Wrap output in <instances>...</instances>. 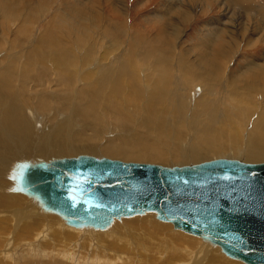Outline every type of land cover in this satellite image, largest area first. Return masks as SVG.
Here are the masks:
<instances>
[{
  "label": "bare ground",
  "instance_id": "1",
  "mask_svg": "<svg viewBox=\"0 0 264 264\" xmlns=\"http://www.w3.org/2000/svg\"><path fill=\"white\" fill-rule=\"evenodd\" d=\"M7 1H0L1 6L4 7V4L5 6L8 5ZM88 1L85 0L84 5L81 4L78 7L75 3H72L71 13L68 15L78 24L73 30L63 25L62 22L53 20L52 25H47L45 30L43 29L42 34L38 33L39 45L37 43V45H34V42H30L27 44L29 49H23L24 47L22 46L23 56H25L26 60L24 61V67L22 66L19 69L20 73L18 70L19 64H16V60H14V58L19 57V51L13 50V59L9 60V58L5 57L8 59V63L6 67L3 64L5 68H1L0 71V119L3 108H6V105L9 104L12 120L6 118L0 120V127L5 122H11L9 129L2 131L7 135L3 139L10 140L15 132L19 136L29 130L30 127L33 129L35 123L36 125L40 124V119L43 117L41 113L48 119L47 121H53L55 119L64 120L63 111H65V113H69L64 120L65 123L60 126H54L53 129L62 138L63 142L60 147L73 154L92 151V147H80V143L93 142L95 143L93 146L94 151H92L93 155H104L122 160L162 163L166 160L164 146L167 142H171L183 154V161L205 159L212 153L219 154L226 149H231V151L222 154L236 155L239 157L238 159L253 158L255 160H264V101L263 103L260 102V100H264V97H260L262 94L260 86L262 85L264 88V62L249 60L246 62V67L238 70L237 74L231 73L228 65L230 58L233 57L230 40L234 35L243 37L245 32L249 30L248 21L245 23L247 28L239 25L237 21L240 18L238 17L234 20L233 13V16L229 18L224 10L221 19L210 22V24L207 23L208 28L202 33L204 38L201 37L202 40L199 42L201 44L196 46L198 49L195 52L194 62L187 60L188 58L186 59L184 56L174 62V55L172 54L171 56L169 51L171 53L175 52L176 36L179 31L173 21L165 19L164 21H168L165 24L169 25H167L166 34L164 35L144 36L137 32H132L127 39L129 41L128 48L124 51H119L124 54V57L122 56L123 59L120 58L121 60L118 63L116 61L115 65L111 64V60L106 61L107 57L104 55L103 62L105 64L98 62L97 64L93 60L94 62L89 61V65H86L84 63L87 60H83V52L85 55L87 51L85 52L83 46L86 47L87 45L85 49L94 48L91 42L87 41L92 36V30L89 25L93 21L102 23L101 28H97L98 32L100 31V34L105 36H114L118 40V42L115 41L111 44L108 42L109 45H100L102 47L101 50H97L101 51L102 54H107L108 52V54H111V52L121 49L123 43H119V41H121L127 23L125 22L124 24L125 29H121L119 24H114L107 20L103 21L104 18L102 19L101 12L99 13L95 7H93L94 11L92 14L86 15L85 9L92 10ZM183 1L185 0H177L174 4L170 0L168 4H172V6L164 12L163 10L156 12L154 17L156 19H164L163 16L175 14L177 19H182L189 12L187 8L182 9L184 8L182 7ZM186 1V3L193 2V0ZM195 1L199 2L200 0ZM204 1L208 2V0ZM8 2H13L14 7H20L22 10H27L32 3L31 0H10ZM220 3L224 6L226 5L232 11L234 8L239 9L241 6L244 9L245 16H255L257 20L261 19V22L264 23V8L259 11V7L264 6L256 5V0H223ZM91 5L96 6L95 1ZM11 8L13 13L16 14L14 16H18L17 11L20 12V9ZM242 8L238 11L240 15L242 14ZM67 22L70 23L69 20ZM34 25L32 26L34 27ZM32 29L36 31L35 27ZM14 33L16 35V32ZM240 33L241 35H239ZM249 41L251 43L252 40L247 42ZM167 44L172 45L173 49H165L164 47ZM73 49L75 52H73ZM198 51L199 53H197ZM78 53L80 54V57H78L81 58V64L74 65L75 56L73 57V55H78ZM43 55L49 56V59H51L48 69H42L40 65L36 64L37 59L35 58ZM262 57L264 58V54ZM88 60L92 59L88 58ZM136 60L147 67H141ZM46 61L47 59H45ZM66 61H69L70 64H67ZM94 64L97 65L95 66ZM98 65L100 66L98 67ZM76 66L89 69L83 68L82 70L84 71L81 72V69L77 70ZM35 70L37 71L36 73L34 72ZM18 73L19 75H17ZM15 83H18L21 88L15 90L13 88ZM127 86L130 91H135L129 94L135 98H144L143 101L139 102L130 96L126 92L127 89L125 90ZM218 86L227 92L225 94L229 100L227 103L231 107H228L225 102L221 104L218 98H212V100L210 95H215L214 92L209 95L199 93L192 100L199 87H202V91H206L208 88H216ZM244 86H248L251 92L246 94ZM25 87L26 91L31 89V95L28 98L33 97L34 99L29 107H21L19 105L20 101L26 102V97L21 95ZM193 90L194 93L192 94ZM191 103L193 104L192 112L187 109V106H191ZM47 107L51 109L49 110ZM19 109H26L24 116L17 112ZM195 110L200 114L201 119L197 118L198 120L187 121V126L182 124L175 125L172 117L166 120L158 117V114L171 111H179L178 116L185 117L194 113ZM76 120L79 123H76ZM57 123L61 122L58 121ZM67 123L69 124L68 130L65 127ZM43 126L51 127V125L46 124L45 120ZM191 131L195 132L192 134ZM115 132H118L119 135H115ZM243 132H245L244 135ZM1 135L2 133L0 132ZM183 141L185 144L182 143ZM169 163L174 162L170 160ZM15 192L20 193L19 191ZM15 192L6 201H4L5 195L0 192L1 211L9 216L10 214L12 215L11 222L5 214L1 216L0 230L18 227L19 232L23 233L21 237L30 238L35 243V239L48 236V231L54 226L59 225L60 228L71 226L64 223L58 215L42 210L37 204L34 206L35 201L30 196L26 194L17 195ZM9 201H11V206L21 204L22 207L9 211L6 208L10 207ZM13 222H19V226L13 225ZM78 228L82 231L94 229L89 227ZM36 234L39 236L34 239ZM73 234L75 232L59 233L53 231L50 237L56 241H53L56 245L59 244L61 247L62 244L66 245L67 242H73ZM147 236L150 237L149 234ZM47 241H50V239ZM47 241L36 243L42 244L43 248L41 251L46 248L47 251L51 249V247H47V243H50ZM24 244L28 243L24 242ZM0 246L3 247L2 244ZM214 246L198 247L197 256L199 257L203 253L206 257L208 253V257L212 256L219 261L227 262V258L225 259L221 255L222 253L219 254L215 249H212ZM208 248H210L209 251ZM54 249L52 251L57 254L59 252L57 250H60V252L64 250V248L59 249L57 247ZM205 249H207L206 252ZM4 252H0V258L6 257L9 253L5 254ZM212 253H217L218 255L215 256ZM183 255L189 256V258L194 256L191 252H185Z\"/></svg>",
  "mask_w": 264,
  "mask_h": 264
},
{
  "label": "rangeland",
  "instance_id": "2",
  "mask_svg": "<svg viewBox=\"0 0 264 264\" xmlns=\"http://www.w3.org/2000/svg\"><path fill=\"white\" fill-rule=\"evenodd\" d=\"M0 1L5 2V0H0ZM8 1H7L8 5L5 6L4 4V7L1 6L0 4V26H1L0 27V71L1 68H5L8 63L7 62L8 59L6 58H9V60L13 59V52H14L13 50L19 51V57L14 58V60H16L15 63L19 64L20 68L18 67V70L21 69L22 66L24 67V61L26 60V58L25 56H23L22 46L24 47L23 49H29L27 44H29L30 42L31 43L34 42L33 43L34 45L36 43L39 45L37 36H39V34H42L43 29L45 30L47 25L51 26L53 20H55V22H62L63 25H66L70 30H73L74 27H77L78 24L74 22L69 17L68 14L71 13V7L73 5L72 3H75L77 7L78 5L81 4L84 5L85 3V0H51V1L31 0L32 2L30 4L31 7H29L27 10L24 9L22 10L20 7L17 6L14 7L12 4L13 2H8ZM92 1L93 2L95 1L96 6L91 5L93 3ZM169 1L170 0H89L88 1L89 6H91L90 9L92 10L85 9V11L87 12L86 15L92 14V12L94 11L93 7H95L96 10L99 11V13L101 12L103 16L102 19L104 18L103 21L107 20L111 23L119 24L121 25V29L124 28L125 22L127 23H126V29L124 28L125 32L124 34H122L123 36L121 38V41H119V43H123L121 49L116 52H111V54H108L109 53L108 52L107 53L109 55L108 56L106 53L102 54L101 51L99 52L97 50H101L102 48L101 46L103 44L109 45L108 42L111 44L114 43L115 41L118 42V40H116L114 36H110V35L105 36L100 34V31L98 32L97 28L100 29L102 23L100 24L98 22L96 23L93 21V23L89 25L90 29L92 30L91 33L92 36L88 38L89 40L87 41L91 42L94 48L85 49L87 48V45L86 47L83 46L85 52L87 51L85 55L83 52V60H87L86 63L84 64L89 65L90 63L89 61H93V60H95L96 63L98 62L100 64L101 63L103 64L104 63L103 55H104L107 57L105 59L106 61L111 60L110 61L111 64L115 65L116 61L118 63L119 60L123 59L122 56L124 57V54L123 53L121 54V52L119 51L121 50L124 51L125 49L128 48L129 41L127 39L132 32H137L144 36L146 35L153 36L158 34L164 35L166 34L165 29L167 28V25H169V24H165L166 22H168V21H164L165 19L166 20L169 19L170 21H173V23L177 26V29L179 31L176 36L175 52L171 53L169 51V54L171 56L172 54L174 55L173 57L174 62L178 61V59L181 56H184L186 57V59L188 58L187 60H191L194 62V58L196 57L195 52L198 49V47L196 46L198 44H201L199 42L202 40L201 39V37L203 36L202 33H204V30L208 28L207 23L210 24V22L221 19L224 10L227 13V17L229 18L233 16L232 13L234 14L233 17L234 20H236L239 17L240 19L237 21L239 22V25L245 26V23L247 21L249 23V25H247L249 30L247 29L248 31L245 32L243 37L234 35V37L230 40V46L233 53V57L230 58L228 65L230 67L231 73L237 74L238 70H241L244 67H246V62L249 60H256V61L260 60L261 62L262 61L264 62L263 60L264 58L262 57V55L264 54V23L261 22V19L257 20L255 16L251 17L250 15H246L247 16L246 17L244 13V9L241 6L239 7V9L242 8L243 10L241 9L242 14L240 15L238 13L239 11L238 8H234V10L232 11V9H228L226 5L224 6L222 3H220L223 0H219V1L208 0V2L204 0H200L199 2L193 0V2H189V3H186L187 1L185 0L182 2L183 4L182 7H184L182 9L184 10L187 8L188 9L187 11L189 12L182 19H177L175 17V14H169V16H163L164 19H158V18L156 19L154 17V14L156 12L162 10L164 12L170 6H172V4L171 5L168 4ZM176 1L177 0H172L171 3L175 4ZM256 5L264 6V0H256ZM11 7L15 8V10H17V8L20 9V12L17 11L18 16L16 17L14 16L16 14L13 13V9ZM262 8L264 7H259V11ZM60 16H64V17H60ZM67 20H69L70 23H68ZM32 25H34L36 31L32 29L34 28ZM247 26L245 27L247 28ZM13 31L16 32V35ZM10 32H12L13 34ZM239 35H241V33ZM248 40H252L251 43L250 41L247 42ZM31 48L33 49L32 46ZM164 48L170 49L172 48V45L167 44L165 45ZM73 52H75L74 49ZM197 53H199V51ZM79 55H80L79 53L78 55H73V57L75 56L74 65L81 64L80 61L81 58H79L80 57ZM86 55H88L89 57ZM44 57L45 59H47L46 62ZM88 58L92 60H88ZM35 59H37L36 64L40 65L42 69H48V65L50 64L49 62L51 60L49 59V56H44V55L39 57L37 56ZM137 60L139 59L137 58ZM124 61L123 63L125 64ZM66 63L70 64L69 61H66ZM3 64L5 65V67ZM97 64L94 65L96 66ZM137 64H139L141 67H145V64L143 65L140 64V61H138ZM99 66L100 65H98V67ZM83 68L84 67L80 66L78 68V66H76V69L77 70L81 69V72L84 71L82 70ZM84 69H89V68H84ZM34 72L36 73L37 71L35 70ZM19 73L17 75H19ZM17 77L20 78L19 76ZM260 87L262 90V94L260 95V97H264V88L262 87V85ZM13 88L15 90H18L21 87L18 83L17 84L15 83ZM244 88L246 89V94L251 92L248 86H244ZM125 90L128 94L130 92H135V91H130L128 86L125 87ZM211 92L215 93V95H210L211 99L218 98V101H221V104L225 102V104L228 107H231V105L227 103V101L229 102L227 95H225L227 92L223 91L220 86L216 88H208L206 91H202V87H199V90L196 92L192 100H194L199 93L200 94L204 93L206 95H209ZM193 93L194 90L192 91V94ZM21 95H24L23 97H26L25 98L26 102L20 101L19 105L21 107L31 106L32 101H34L33 97L28 98V96L31 95V89L30 91H26V87H25V90H23ZM129 95L132 96L131 94ZM133 98L137 99V101L139 102L143 101L144 99V98H135V97ZM263 101L264 100H260L261 103H263ZM47 108L49 110L51 109L50 107ZM26 109H37V108H26ZM26 109L25 110L19 109L17 112L21 116H24ZM187 109L188 110L190 109V111L192 112L193 104L191 103V106H187ZM38 111L40 110L38 109ZM2 112L3 113L1 114L0 120H3L4 118L12 120V114L9 104L6 105V108H3ZM63 112L65 118H67L69 113H65V111ZM178 113L179 111H171L167 113L158 114V117L163 120L172 117V119L175 121L174 123L175 125L182 124L184 126L185 125L187 126V121L201 119L200 114L196 110L194 111V113L188 114L185 117H179ZM41 115L43 116L42 117L43 120L39 118L41 120L40 124L36 125L35 123L33 129L30 127L29 130L25 131L22 135L19 136L17 132H15L13 138L10 140L3 139L7 137V135L2 131L5 129H9L11 122H5L0 127V132L2 133V135L0 136V192H2L6 197L4 201H6L7 198L12 197L13 193L15 192L14 189H11V185L13 181L10 177H8L11 166L15 160H21L24 158L29 160H37V159L46 160L49 157L74 155L72 152H69L60 147L63 142L62 138L53 129L54 126L63 125V123H65L64 122L65 118L64 120L55 119L53 121L51 120L47 121L48 119H46L44 114L41 113ZM44 120L46 121V124L51 125V127L43 126ZM56 120L57 122L59 121L61 123H57ZM75 122L79 123V121L77 120ZM65 127L68 130L69 124L67 123ZM194 132H192V134ZM244 133L245 132H243V135ZM114 134L119 135L118 132H115ZM102 136L104 137V135ZM182 143L185 144L184 141ZM94 144L95 143L93 142L80 143V147H92V151H94L93 149ZM178 150L179 149H177L175 145L171 144V142H167L164 146L166 160L162 163L155 161V163L170 165L169 163L170 160L174 162L171 164H182V163H191L198 161V160L183 161L182 160L183 154L180 153ZM92 151H89L88 153L93 154ZM230 151L231 149H226L224 151H221L219 154L212 153L207 158L218 157V156L235 157L236 155L233 156L229 154H222V153H229ZM235 158H239V157L236 156ZM240 160L254 161V162L261 161V160H255L253 158L252 159L240 158ZM15 194L24 195V193L22 192L20 193L15 192ZM36 204L37 203L35 202L34 206ZM9 206L10 207H6L8 208L7 210L9 211L10 210L14 211L17 208L19 209L22 207L21 204L11 206V201H9ZM1 210L2 208H0V218H2L1 216L5 214V216H7L9 221L11 222L12 215L10 214L9 216L8 214L3 213V211ZM5 216H3V218H5ZM161 222L162 225L164 224L163 226L161 225ZM166 222L167 221H162L155 218L154 213L148 211L136 215H131L129 217L123 216L120 217L119 219H115L111 222L109 226L105 227L104 229H93V230L82 231L78 227L70 226L67 228H60L58 225L52 227L48 231V236L46 237H43L41 239H35L39 235L38 234H36L35 236L33 235L36 241L35 243H33L30 240V238H26L25 236L21 237V234L23 233L19 232L20 230L18 227L17 228L11 227V229L8 230L1 229L0 244H2L3 247L0 246V252L5 251L4 252L5 254H7L8 252L9 253L6 256L7 258L4 256V258L8 260L6 261L4 258H0V263L3 264L6 263L7 264H60V263L61 264H154V263L155 264H245L239 259H233L230 258L228 255H225L223 252H221L218 245L212 244L209 241L202 239L198 235H194L182 231L180 229L174 228L170 222H167L168 224ZM12 224L19 226V222L17 223L13 222ZM53 231L59 233L75 232V234H73L74 237L72 238L74 239L73 242L75 245L73 244V242L71 243L67 242L66 245L62 244L61 247L59 244L56 245L54 243L56 241H54V239L50 237V235L52 236ZM146 234L147 235L149 234L150 237L147 236ZM49 239L50 241H47ZM43 241L50 242V243L46 242L47 247L48 248L51 247L50 250L47 251L46 248L44 251H41L43 248L42 244H36V243H43ZM24 242L28 244H24ZM59 243H64V242H59ZM201 246H214L212 247V249H215V251L219 254L222 253L221 255L225 259L227 258V262L219 261L212 256L208 257L207 256L208 253L206 254V257L203 255V253H201L200 256L198 257L197 248ZM53 247L54 248L57 247L59 249L64 248V250H61L62 252H60V250L57 251H59L60 254L65 253L64 254L65 256L63 254H62L63 256L60 255L59 252L57 254L54 251H52L55 250ZM71 247H73L74 250H72L73 248ZM209 249L210 248H208V251ZM206 250L207 249H205V252ZM185 252L188 253L191 252V254L194 256L189 258V256L183 255V253ZM217 253L216 254L212 253V255L216 256L218 255Z\"/></svg>",
  "mask_w": 264,
  "mask_h": 264
},
{
  "label": "water",
  "instance_id": "3",
  "mask_svg": "<svg viewBox=\"0 0 264 264\" xmlns=\"http://www.w3.org/2000/svg\"><path fill=\"white\" fill-rule=\"evenodd\" d=\"M11 189L73 227L103 229L153 212L245 264H264V161L210 157L191 163L130 161L78 152L15 160Z\"/></svg>",
  "mask_w": 264,
  "mask_h": 264
}]
</instances>
